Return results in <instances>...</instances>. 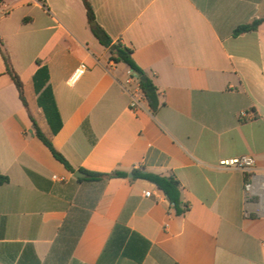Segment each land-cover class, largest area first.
I'll return each instance as SVG.
<instances>
[{"label": "crops", "instance_id": "0c3cea01", "mask_svg": "<svg viewBox=\"0 0 264 264\" xmlns=\"http://www.w3.org/2000/svg\"><path fill=\"white\" fill-rule=\"evenodd\" d=\"M89 1L163 105L130 108L129 68L93 35L82 0H4L0 39L27 107L0 53V264H264V20L233 34L264 19V0ZM41 69L56 133L38 103ZM244 155L251 178L222 165ZM81 169L128 176L89 181ZM134 169L174 177L185 213Z\"/></svg>", "mask_w": 264, "mask_h": 264}, {"label": "trees", "instance_id": "16d2710c", "mask_svg": "<svg viewBox=\"0 0 264 264\" xmlns=\"http://www.w3.org/2000/svg\"><path fill=\"white\" fill-rule=\"evenodd\" d=\"M83 4L86 8V15L89 27L93 33V35L97 38V40L106 48L109 49L111 53V58L115 62L124 63L135 75L139 78L145 74V71L135 62L132 57V50L127 46L123 45L121 42L113 43L112 38L105 31V29L97 22L96 16L93 10V7L89 0H82ZM4 0H0V6L3 4ZM263 18L256 19L250 24H244L238 26L233 34L240 35L249 31H255L259 27V25L263 22ZM111 47H114L113 49ZM0 53L5 61L7 73L10 75L11 79L15 83L20 98L27 107V102L24 96L23 83L18 76V74L13 70L10 57L7 50L4 47L2 40L0 39ZM36 90L39 93L38 103L43 109L45 116L53 130L56 133L61 126V121L59 118V114L56 108V104L54 98L52 96L51 90L49 87L45 86L48 81V75L46 70H39L34 75ZM140 89L143 94V97L147 101V104L154 114L157 110L163 105L161 101V93L159 88L155 85L152 79L148 76L145 80H140ZM33 121V129L35 131V135L49 148L53 156L61 162L68 170L74 171L73 167L69 164L68 160L60 153L53 145L52 141L45 136L37 122ZM82 172L87 174V178L85 180L89 181H100L109 178H119V177H127L128 173L125 171L114 170L110 173H96L87 171L85 169H81ZM132 179H144L154 183L159 189H161L166 195L171 207L175 210L177 215H182L187 210V204L183 203L181 199V186L180 183L171 176H163L155 173H151L145 171L144 169H134L132 170ZM8 182V177L4 175H0V185L6 184Z\"/></svg>", "mask_w": 264, "mask_h": 264}, {"label": "built area", "instance_id": "2783aa9c", "mask_svg": "<svg viewBox=\"0 0 264 264\" xmlns=\"http://www.w3.org/2000/svg\"><path fill=\"white\" fill-rule=\"evenodd\" d=\"M87 70L85 63H80L79 66L74 70L69 81L75 83ZM125 90L131 95L130 108L132 110H138L143 108V94L140 89V79L130 69L128 71V78L125 83ZM222 165L226 167H234L247 173L248 177L251 178L253 171L255 170V160L251 155H244L241 157L227 159L222 161ZM245 190L251 192L252 182H247ZM150 192H145V196H150Z\"/></svg>", "mask_w": 264, "mask_h": 264}, {"label": "water", "instance_id": "95a60500", "mask_svg": "<svg viewBox=\"0 0 264 264\" xmlns=\"http://www.w3.org/2000/svg\"><path fill=\"white\" fill-rule=\"evenodd\" d=\"M112 49L114 48V47H111ZM147 78V76L146 75H143V76H141L139 79L141 80V81H143V80H145ZM74 176L75 177H77V178H84V177H86V174L85 173H83V172H81V171H76L75 172V174H74ZM132 176V174H130V177Z\"/></svg>", "mask_w": 264, "mask_h": 264}]
</instances>
